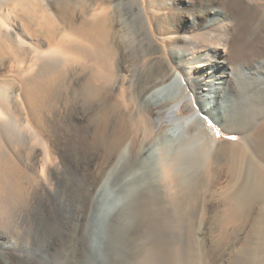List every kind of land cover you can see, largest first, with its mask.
Wrapping results in <instances>:
<instances>
[{"label":"bare ground","instance_id":"obj_1","mask_svg":"<svg viewBox=\"0 0 264 264\" xmlns=\"http://www.w3.org/2000/svg\"><path fill=\"white\" fill-rule=\"evenodd\" d=\"M7 1L19 6L25 19L21 33L10 16H0V193L12 199L16 195L14 204L32 194L46 195L65 212L73 204L79 218L98 184H119L122 191L107 200L99 223L104 228V216L117 208L122 213L103 246L98 245L106 237L103 231L91 241L77 226L65 227L63 232L75 241L64 256L54 255L52 244L41 240L28 213H19L18 224L0 227V264H104L99 261L101 247L107 250L106 264H264V51L253 53L243 76L237 64L228 65L242 24L252 25L247 39L253 45L264 44V0L191 2L192 26L180 28L178 35H160V43L145 32L148 43L142 46L148 45L144 51L151 55L129 88L110 69L102 77L92 72L79 87L70 80L61 102L62 116L70 122L61 131L62 150L78 156L80 133L87 139L89 128L98 127L90 140L103 151L105 167L111 166L99 169L90 181L77 179L56 156L46 115L70 66L77 71L89 64L111 65L116 49L110 42V4L98 0L88 7L85 0H60L56 23L41 5L44 0ZM31 1L43 6L42 15L31 12ZM78 5L82 20H69L67 13ZM168 52L189 59L176 66L184 75V88L144 108L139 100L172 77L173 66L164 58ZM99 78L102 84L96 85ZM129 91L133 95L126 98ZM115 92L121 100L112 101ZM80 104L86 112L92 110V116L86 113L85 131ZM209 118L241 140L219 141ZM71 128L74 137L68 139ZM220 168L228 177L216 189L226 206L223 231L247 212L257 210L258 216L244 242H237L234 231L211 249L202 231L204 219L196 225L195 202L203 199L212 170ZM219 249L226 255L222 262L213 261Z\"/></svg>","mask_w":264,"mask_h":264},{"label":"rangeland","instance_id":"obj_2","mask_svg":"<svg viewBox=\"0 0 264 264\" xmlns=\"http://www.w3.org/2000/svg\"><path fill=\"white\" fill-rule=\"evenodd\" d=\"M98 0H85V3L88 7L92 6ZM110 4L111 9V28H112V37L110 39L111 44L115 47L116 52L112 56L111 65H106L107 63H102L96 65L89 64V68L86 70L78 69L77 71L73 70V65L68 68L67 73L64 76L62 81L63 85L60 86L57 90H55V94L52 97V100L48 102V110L50 113L46 115L50 120V124L52 125V141L54 142V146L56 148L57 157L62 158V163L65 164V168L71 173H73L77 179L79 180H92L95 177L96 173L99 169L105 167L104 155L103 151L100 150L97 145L91 143L90 138H93V131L99 129L98 127L89 128L88 138L86 139L83 135H79V142L81 145V149L78 156H74L67 151L62 150L63 145L61 144V131L65 130V126L69 125L70 122H65L62 114L61 102L67 95L68 84L71 82L75 85V87H79L86 77H88L92 72L97 74L99 77L105 76L108 74V70H113L114 74L117 75L116 78L119 77V81L121 79L125 80L123 83L128 88L132 86L133 81L135 80V76L146 70L147 59L150 57L144 51H147L148 45L142 46L146 42L145 37L146 33L150 34L152 37V41L160 43V37L165 34L174 35L179 33V29L183 27H190L194 24V14L190 11L189 4H201L204 2L209 3L211 0H102ZM122 1V2H121ZM31 7L29 9L32 13L36 15H42V7L46 6L50 12V15L53 17L56 23L60 19V13H62L61 2L60 0H44L42 1L41 8L39 7L40 3L36 4L31 1ZM44 3V4H43ZM92 4V5H91ZM34 5V6H33ZM81 5V4H80ZM78 5L71 12L67 13L66 16L70 17L69 20L79 22L82 20V10L83 8ZM141 5V8L139 7ZM139 7V8H138ZM35 8V9H34ZM40 8V9H39ZM140 9L142 10L141 15H138ZM41 13H40V11ZM7 13L9 15H7ZM24 13L20 9L19 6H14L8 4L7 0H0V16H10L11 22L16 26V28H20V32L23 25V19H25ZM48 14V13H47ZM54 15V16H53ZM1 16V17H2ZM178 16V17H177ZM4 17V18H5ZM55 18V19H54ZM55 23V24H56ZM22 24V25H21ZM147 27V28H146ZM146 28V29H144ZM151 28V29H150ZM251 24H242L240 29L235 34L234 42L236 46L235 53L229 57L228 65H232V67L237 64L238 72L243 76L245 74V68L243 66L249 65L251 61H253V53H257L260 51H264V44L258 43L253 45V40H248L247 36L251 33ZM37 29V28H36ZM150 29V30H149ZM145 30V31H144ZM147 30V31H146ZM241 30V31H240ZM144 31V32H143ZM22 33V32H21ZM145 36H144V35ZM161 35V36H160ZM145 39V40H144ZM247 40V41H246ZM151 41V42H152ZM143 42V43H142ZM142 43V44H141ZM144 48V49H142ZM143 50V53H142ZM145 52V53H144ZM175 54V55H174ZM166 60H168L173 66V73L171 79L163 86L158 87L157 89H152L147 92L140 100L139 103L146 108L152 102L156 100L167 99L170 97L172 92L180 91L184 88V75L182 71L176 68L178 63L183 64L184 62H189L188 57L185 54H181L180 52L170 53L164 56ZM230 61V62H229ZM235 63V64H234ZM231 67V66H230ZM242 67V68H241ZM232 69V68H231ZM8 70V69H7ZM244 72V73H243ZM239 74V76H241ZM115 78V79H116ZM113 78L112 83L115 80ZM122 82V80L120 81ZM102 84V79L99 78V81L96 85ZM64 86V88H63ZM163 87V88H161ZM160 88V90H158ZM158 92L155 93V91ZM155 93V94H153ZM132 92L129 91L126 95V98L132 97ZM157 96L155 98V96ZM121 96L119 93L112 94V101L121 100ZM226 99V98H225ZM80 104L79 112L81 116L85 117V120L81 122V129L85 131L88 124V118L92 116L90 114L92 112L87 111L86 107H83ZM199 107V106H198ZM86 109V110H85ZM90 112V113H89ZM88 115H87V114ZM73 115V114H69ZM87 115V116H86ZM68 118H72L73 124L75 123V116H70ZM87 117V118H86ZM87 119V120H86ZM208 124L214 127L217 131L219 141L228 142L233 140H241V137L238 135H230L222 130V127L216 124L212 119L209 118ZM70 126V125H69ZM73 126V125H72ZM97 126V125H96ZM71 131V132H69ZM67 138L73 139L74 131L71 129L67 130ZM92 133V134H91ZM60 134V135H59ZM70 134V135H69ZM54 135V136H53ZM70 148V147H69ZM102 151V152H101ZM62 156V157H61ZM65 157V158H64ZM106 171L111 169V166H107L104 168ZM213 174L209 175L206 183V188L204 189L203 199L199 202H195V221L198 226L199 221L204 219L205 226L202 231H205L208 237V246L213 249L216 247L215 241L220 238H227L231 235H234V231H236L237 242L241 244L247 237L252 234L253 225L256 222L258 211L253 210L251 212L245 213L242 218L239 220L235 227L227 228L223 231L222 220L223 215L225 213L226 206L220 200L219 196L216 193V189L219 186H225L228 182V177L226 176V171L223 168L212 170ZM79 177V178H78ZM100 183V182H99ZM226 183V184H225ZM225 184V185H224ZM101 185L103 187H101ZM98 187L100 190L98 191ZM122 185L115 184H107L102 182L97 185V188L91 192L88 196L86 207L84 208L83 214L81 216H77L78 210L77 208L71 204L70 208L67 212L63 211L59 205L54 203V198L43 196V201L41 197H35L33 194L23 199L14 202L18 199L15 195L8 196L6 193L3 195L0 193V227H7L8 224H18L19 222V213L21 215L23 213H28L29 219L34 222V225L40 230L41 240H48L50 244H52L53 253L56 256H64L70 252L72 246L74 245L73 238L67 233L63 232L65 227L71 228V226H77V229L81 233H85L86 236L91 241H96V237L102 233V236L106 235L104 241L100 240L101 243L98 245L103 246L104 242L109 239L107 236L109 230L113 227V224L116 220L117 215L121 209H116L113 212H109L105 217L104 228H102L101 223H99L103 219V215L101 214L102 207L105 206L106 202L111 199H114L122 191ZM10 198V200H8ZM4 200V201H3ZM7 200V201H6ZM108 200V201H107ZM9 203L7 204V202ZM12 201H14L12 203ZM22 202V203H21ZM23 207H21L22 205ZM73 206V207H72ZM19 209V210H18ZM23 209V210H22ZM202 209V210H201ZM4 212V213H3ZM7 214H6V213ZM16 212V213H15ZM71 212V213H70ZM9 213V214H8ZM12 215V216H11ZM14 215V216H13ZM16 215V216H15ZM6 216V218H5ZM8 216V217H7ZM201 217V218H200ZM4 218V220H3ZM9 218V220L7 219ZM14 218V219H13ZM102 218V219H101ZM70 219V220H69ZM18 220V222L16 221ZM79 221V222H78ZM14 222V223H13ZM15 222H17L15 224ZM54 223V224H53ZM4 224V225H3ZM7 224V225H6ZM57 227V228H56ZM56 230V231H55ZM62 230V231H61ZM43 231V232H42ZM86 231V232H85ZM49 234V235H48ZM61 235V236H60ZM64 235V236H63ZM47 236V237H46ZM63 236V237H62ZM70 236V237H69ZM235 237V236H234ZM47 238V239H46ZM98 242V241H97ZM99 246V247H100ZM106 247H101L100 250V263L106 264L108 259H105V255L107 253ZM70 249V250H69ZM97 249V248H96ZM95 249V250H96ZM105 249V250H104ZM59 251V252H58ZM103 251V253H102ZM105 254V255H104ZM226 255L223 250H217V256L214 259H219V262H222L223 256ZM103 256V258H102ZM102 259H105L104 261ZM29 264H35L30 262ZM222 264H228L225 261Z\"/></svg>","mask_w":264,"mask_h":264}]
</instances>
